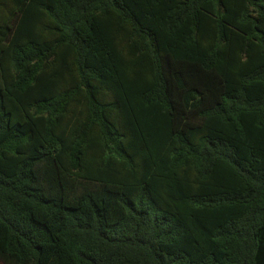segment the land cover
Returning a JSON list of instances; mask_svg holds the SVG:
<instances>
[{
  "label": "trees",
  "instance_id": "trees-1",
  "mask_svg": "<svg viewBox=\"0 0 264 264\" xmlns=\"http://www.w3.org/2000/svg\"><path fill=\"white\" fill-rule=\"evenodd\" d=\"M0 264H264V0H0Z\"/></svg>",
  "mask_w": 264,
  "mask_h": 264
}]
</instances>
